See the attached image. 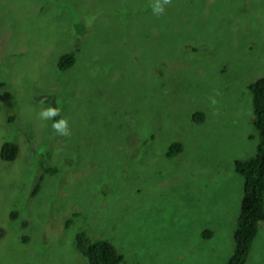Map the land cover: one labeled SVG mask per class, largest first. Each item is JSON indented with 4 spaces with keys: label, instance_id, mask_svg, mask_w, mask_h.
Masks as SVG:
<instances>
[{
    "label": "rangeland",
    "instance_id": "1",
    "mask_svg": "<svg viewBox=\"0 0 264 264\" xmlns=\"http://www.w3.org/2000/svg\"><path fill=\"white\" fill-rule=\"evenodd\" d=\"M156 2L0 0V146L19 150L0 159V264H86L78 230L120 264L230 256L233 162L259 139L248 85L264 68L248 55L263 58L264 0H159L154 14ZM48 107L58 119L39 117ZM61 118L69 135L51 126ZM172 142L182 151L167 157ZM41 163L57 171L30 195ZM243 264H264V219Z\"/></svg>",
    "mask_w": 264,
    "mask_h": 264
},
{
    "label": "trees",
    "instance_id": "2",
    "mask_svg": "<svg viewBox=\"0 0 264 264\" xmlns=\"http://www.w3.org/2000/svg\"><path fill=\"white\" fill-rule=\"evenodd\" d=\"M75 55L73 50L61 54L56 61L57 70L66 71L69 69L75 62ZM248 90L251 93V106L254 115L253 127L258 133L259 139L253 156L233 162V171L242 177L243 188L233 230V250L223 264L244 263L249 247L257 233V223L264 219V75L251 82L248 85ZM193 117L196 122L201 120V116L197 113ZM53 118L58 119V116H53ZM181 151V143L172 142L168 146L166 155L173 157ZM18 152L15 142L5 141L0 146V159L4 162H12ZM36 171L38 176L30 195H34L38 191L39 185L46 175L54 174L57 170L50 165L44 167L41 163L36 167ZM15 215L16 212H13L12 217ZM69 221L70 219L65 224ZM200 235L209 237L210 232L205 230ZM73 245L77 253L86 260V264H120L122 262V254L115 249L112 243L105 239H91L83 230L75 232Z\"/></svg>",
    "mask_w": 264,
    "mask_h": 264
},
{
    "label": "clouds",
    "instance_id": "3",
    "mask_svg": "<svg viewBox=\"0 0 264 264\" xmlns=\"http://www.w3.org/2000/svg\"><path fill=\"white\" fill-rule=\"evenodd\" d=\"M152 11L154 14H160L163 12V7L159 3V0H157V2L153 5ZM58 113H59L58 108L48 107L46 109H42L39 112V117L41 119L46 120V119H50L53 116L58 115ZM51 126L59 135L62 136L69 135V129L66 119L61 118L58 121H54Z\"/></svg>",
    "mask_w": 264,
    "mask_h": 264
},
{
    "label": "flooded vegetation",
    "instance_id": "4",
    "mask_svg": "<svg viewBox=\"0 0 264 264\" xmlns=\"http://www.w3.org/2000/svg\"><path fill=\"white\" fill-rule=\"evenodd\" d=\"M256 50V45H254V49L251 50V53L248 55L249 57L252 58L253 60V67H255L254 69L258 68V67H261V68H264V51L262 52V56L263 58H261V55L260 53ZM257 54H258V57H259V60L257 61V63L255 62V57H257ZM247 70V69H245ZM248 71V70H247ZM251 72L248 71V74H250Z\"/></svg>",
    "mask_w": 264,
    "mask_h": 264
},
{
    "label": "water",
    "instance_id": "5",
    "mask_svg": "<svg viewBox=\"0 0 264 264\" xmlns=\"http://www.w3.org/2000/svg\"><path fill=\"white\" fill-rule=\"evenodd\" d=\"M9 116H11V115H9Z\"/></svg>",
    "mask_w": 264,
    "mask_h": 264
}]
</instances>
